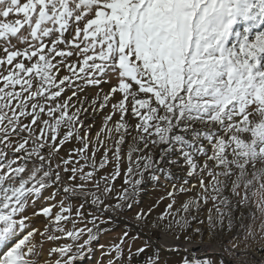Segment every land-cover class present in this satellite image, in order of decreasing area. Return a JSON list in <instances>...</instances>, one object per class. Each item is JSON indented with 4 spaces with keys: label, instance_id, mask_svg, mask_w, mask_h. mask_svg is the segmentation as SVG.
I'll return each mask as SVG.
<instances>
[{
    "label": "snow or ice",
    "instance_id": "1",
    "mask_svg": "<svg viewBox=\"0 0 264 264\" xmlns=\"http://www.w3.org/2000/svg\"><path fill=\"white\" fill-rule=\"evenodd\" d=\"M0 264H264V0H0Z\"/></svg>",
    "mask_w": 264,
    "mask_h": 264
},
{
    "label": "rangeland",
    "instance_id": "2",
    "mask_svg": "<svg viewBox=\"0 0 264 264\" xmlns=\"http://www.w3.org/2000/svg\"><path fill=\"white\" fill-rule=\"evenodd\" d=\"M161 194H163L162 189H157L156 191H153L151 185H147L144 193H142L143 199L145 201H149V200H152L154 198H157ZM101 242H103V241H101Z\"/></svg>",
    "mask_w": 264,
    "mask_h": 264
}]
</instances>
